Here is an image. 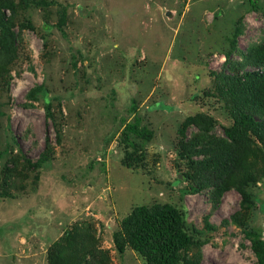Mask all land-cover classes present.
Segmentation results:
<instances>
[{
	"label": "rangeland",
	"instance_id": "374dc122",
	"mask_svg": "<svg viewBox=\"0 0 264 264\" xmlns=\"http://www.w3.org/2000/svg\"><path fill=\"white\" fill-rule=\"evenodd\" d=\"M263 12L264 0H0V264H145L112 236L135 205L164 202L202 242L179 264H255L245 231L264 247V135L231 143L214 85L256 68ZM133 105L153 136L127 167Z\"/></svg>",
	"mask_w": 264,
	"mask_h": 264
},
{
	"label": "trees",
	"instance_id": "16d2710c",
	"mask_svg": "<svg viewBox=\"0 0 264 264\" xmlns=\"http://www.w3.org/2000/svg\"><path fill=\"white\" fill-rule=\"evenodd\" d=\"M65 20L66 12L62 11L57 21L58 25L64 24ZM0 30L5 38L11 35L10 24L4 17H0ZM237 34L238 32L233 33L232 45L236 43ZM254 52L255 50L251 49L247 57L256 68L240 67L230 73L224 72L218 75L217 83L214 85L219 96L227 101L228 110L231 112V124L223 127L231 143L249 133L259 138L264 135V52ZM229 55L230 51H227L225 56ZM41 90H43L42 85L31 88L29 97L34 98ZM45 108L50 115L49 103ZM133 110L134 113L137 111L134 105ZM194 120V115L185 118L179 129L182 136L186 125ZM152 136V129L141 123V117L136 112L121 130L119 144L123 149L122 164L127 167H137L143 159V148L135 139L149 141ZM197 145V143L191 145L194 152L199 151ZM228 155V152L226 155L223 154L218 161L223 169L231 167V163H234L232 157ZM45 160H47L45 153L35 163L25 158L31 168L40 166ZM240 193L249 201V196L243 189H240ZM195 233L194 228L187 227L183 212L172 203L164 202L132 207L122 219L120 227L114 231L112 239L119 253L129 247L145 260V264H179L182 249L191 244L202 243L195 237ZM245 234L251 240L256 254L255 264H264V247L258 233L246 230Z\"/></svg>",
	"mask_w": 264,
	"mask_h": 264
}]
</instances>
